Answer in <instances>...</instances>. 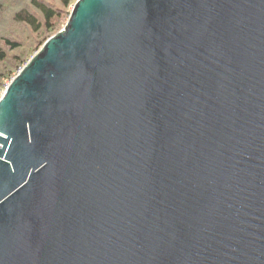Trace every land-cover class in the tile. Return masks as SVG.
<instances>
[{
  "label": "water",
  "instance_id": "1",
  "mask_svg": "<svg viewBox=\"0 0 264 264\" xmlns=\"http://www.w3.org/2000/svg\"><path fill=\"white\" fill-rule=\"evenodd\" d=\"M0 264H264V0H76L0 100Z\"/></svg>",
  "mask_w": 264,
  "mask_h": 264
},
{
  "label": "trees",
  "instance_id": "2",
  "mask_svg": "<svg viewBox=\"0 0 264 264\" xmlns=\"http://www.w3.org/2000/svg\"><path fill=\"white\" fill-rule=\"evenodd\" d=\"M76 0H0V89L60 31Z\"/></svg>",
  "mask_w": 264,
  "mask_h": 264
},
{
  "label": "built area",
  "instance_id": "3",
  "mask_svg": "<svg viewBox=\"0 0 264 264\" xmlns=\"http://www.w3.org/2000/svg\"><path fill=\"white\" fill-rule=\"evenodd\" d=\"M7 86H8V83L2 89H0V100L3 97Z\"/></svg>",
  "mask_w": 264,
  "mask_h": 264
},
{
  "label": "rangeland",
  "instance_id": "4",
  "mask_svg": "<svg viewBox=\"0 0 264 264\" xmlns=\"http://www.w3.org/2000/svg\"><path fill=\"white\" fill-rule=\"evenodd\" d=\"M70 10H71V8H70ZM68 20V19H67ZM64 27V26H63ZM36 54V53H35ZM30 60V59H29Z\"/></svg>",
  "mask_w": 264,
  "mask_h": 264
}]
</instances>
